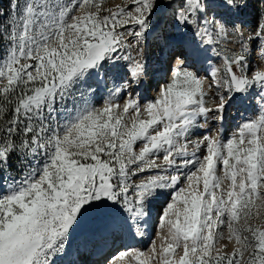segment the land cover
<instances>
[{
	"label": "snow or ice",
	"instance_id": "6c2138e0",
	"mask_svg": "<svg viewBox=\"0 0 264 264\" xmlns=\"http://www.w3.org/2000/svg\"><path fill=\"white\" fill-rule=\"evenodd\" d=\"M0 264H264V0L0 6Z\"/></svg>",
	"mask_w": 264,
	"mask_h": 264
},
{
	"label": "rangeland",
	"instance_id": "374dc122",
	"mask_svg": "<svg viewBox=\"0 0 264 264\" xmlns=\"http://www.w3.org/2000/svg\"><path fill=\"white\" fill-rule=\"evenodd\" d=\"M111 2L119 3L120 0H111ZM0 6H7V0H0Z\"/></svg>",
	"mask_w": 264,
	"mask_h": 264
}]
</instances>
